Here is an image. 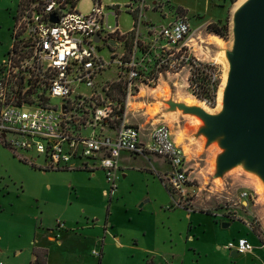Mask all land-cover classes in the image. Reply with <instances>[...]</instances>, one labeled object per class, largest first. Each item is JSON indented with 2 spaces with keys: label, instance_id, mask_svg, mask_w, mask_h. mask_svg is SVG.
Returning <instances> with one entry per match:
<instances>
[{
  "label": "rangeland",
  "instance_id": "rangeland-1",
  "mask_svg": "<svg viewBox=\"0 0 264 264\" xmlns=\"http://www.w3.org/2000/svg\"><path fill=\"white\" fill-rule=\"evenodd\" d=\"M239 1L225 0L224 7L227 10L225 18H229L228 37L223 39L226 43V50L231 48L232 43L235 42L233 10ZM24 2L25 0H20V8ZM60 2L64 6V3H70L65 7L67 10L72 9V6L76 4L77 11L82 15H87L91 13L95 0H65V2L60 0ZM100 2L104 7H121L119 27L122 32H128L134 27V17L124 7L130 0H100ZM172 2L176 8L179 6L185 8L190 18L192 41L188 42L189 46L183 47V52L186 53L185 58L170 57L169 54L149 51L151 45H155V49H160L163 43L161 41L155 43L151 40L153 39V31H155L152 29L153 23L144 20L142 22L145 26L141 29L144 36L139 38L140 52H135L134 49L132 53L128 51L125 43L127 39L131 40L128 35L124 38L125 42L117 37L109 40V47H104L103 44L99 45L101 47L99 55L106 63H110L112 55L124 63L129 60H135L138 63L136 69L141 78L136 81L135 95L142 89L141 101L145 103L142 108H145L147 115L151 118V123H154L153 125L149 124L150 127L153 128L163 123L167 124L172 130L176 143L183 147L187 155L192 170L191 178L195 179V182L187 187V193L190 197L185 202L189 204L187 205L188 209L214 216L216 222L219 223V226H216L210 217L195 215V221H203L202 227L205 229V235L210 244L208 248L211 249V239L216 237L215 242L222 250L220 253L228 257L224 264H262L260 260L253 262V258L247 255L248 253L241 254L232 262L231 254L223 248L228 244V240H225L224 237L219 238L218 233L222 232L225 233L224 235H229L237 228H240L239 230L243 233L244 227L234 224L239 222L249 228L254 235L260 236L261 239L264 238V191L260 193L257 189V177H264V175L261 170L255 167L256 164H250L248 160L223 167V157L228 151L223 143L224 138L220 141L222 135H218L211 139L207 133L210 129L207 122L200 115L187 112L185 109H196L191 103L201 101L210 108L209 115L217 116L216 114L219 112L218 97L226 70L222 54L226 50L216 41L218 36L209 35L208 26L203 25V22H208L209 18L215 16L218 9L213 3L206 4L205 0H179V3L172 0ZM174 6L168 5L170 14L172 13L177 18H187L186 12L181 9L177 10ZM163 10L157 7L155 12L160 14L152 10L147 12L148 18L155 23L156 27L167 25L170 21V15L168 13L164 15ZM197 14L204 20L197 18ZM110 23L114 25L115 19L113 17H110ZM14 26L15 22L13 21L10 27L11 32ZM4 33L0 32V44L9 49L12 45L11 35ZM120 35L122 34H119V37ZM110 50L114 54H111ZM198 64L206 65L204 71L200 70L201 67ZM126 70L124 67L119 69L116 65H109L96 78L100 87L105 82L110 81L109 97L118 114L123 113L126 109ZM162 76L166 79H160ZM196 95L204 99L201 100ZM60 102V100L52 101L54 105L60 104ZM42 159L37 161V166L32 165L24 160L21 155L14 153L0 142V205L5 208L0 214V224H2V231L8 235L2 244L6 246V243L10 244L9 250L4 249L0 254V261L3 264H25L28 260V250L33 245L34 239L32 218L34 215L36 217L37 206L41 210L43 205L44 220H47L49 224L58 220L60 226L63 224L61 221L65 220L81 223L87 221L86 218L92 219L93 216L96 219L102 217L104 219L105 217L108 200L112 197L109 198L104 194V190L109 189V184L103 172L98 171L95 176L80 170L43 173L39 168L43 164ZM151 159L162 173L170 172V166L165 159L160 157ZM135 164L136 166L149 165L143 157ZM141 172L146 175V172ZM155 172L157 171H154L153 174ZM139 173L135 176L134 187L130 181L127 183V187H133L131 189L132 196H136L139 204L133 203L129 207V213L122 210L118 215L122 221L137 226L147 222L148 225L152 226L153 231V224L158 220V207L154 201H150L148 209L140 214L138 212L140 205L144 200H151L150 196L164 199L168 195H166L167 192H165L162 184L148 182ZM50 190L51 192H49ZM168 191L170 192L169 189ZM244 193H248V197L244 198L242 196ZM140 197L145 199L140 201ZM223 223H232V226L228 230L223 229ZM61 234L67 239L64 240L63 238L65 245L59 251L65 252L66 255L63 259L56 258V264H77V261L79 264H100L98 257L93 254V250L98 245L97 240H95L96 235L84 237L75 229L67 232L62 231ZM126 234L123 235L124 244L128 246L125 249L116 248V242L110 240V235L106 237L101 264H143L142 248L148 247V242H143L139 235H130L129 230H126ZM135 238L139 240L137 247H134L132 241ZM209 249L208 253H211ZM13 250H24V252L21 257L14 258ZM190 253L192 257L188 258L184 264H223L222 261L214 260V257L197 258V256H193L192 252Z\"/></svg>",
  "mask_w": 264,
  "mask_h": 264
},
{
  "label": "built area",
  "instance_id": "built-area-1",
  "mask_svg": "<svg viewBox=\"0 0 264 264\" xmlns=\"http://www.w3.org/2000/svg\"><path fill=\"white\" fill-rule=\"evenodd\" d=\"M152 1L153 12L157 7L167 9L163 14L171 18L161 27L152 24L155 31L151 40L163 45L160 49L151 45L149 51L185 58L183 47L192 41L189 20L169 13L171 0ZM64 4L60 0H25L21 8L19 5L13 43L0 64V142L16 154H30L31 158H22L32 165L37 166L43 158L39 167L43 172L103 171L109 184L105 195L109 198L116 191V174L121 171L124 153L163 158L170 172L161 180L175 204L188 209L187 187L195 179L191 178L189 161L171 128L164 123L157 125L146 137L138 126L127 122L126 109L135 96L136 81L141 78L138 63H124L115 55L106 63L99 55V45L108 46L109 40L117 37L125 42L124 37L133 31L137 37L132 50L141 51L139 38L144 35L139 27L145 0H130L125 5L127 12L138 18L137 27L134 21L132 31L126 34L119 29L118 6L104 7L95 0L91 13L82 15L77 11V1L69 10L65 7L70 3ZM52 15L58 17V23L50 22ZM110 17L115 19L114 25ZM109 65L127 69L126 109L121 114L110 101V81L101 87L96 82ZM53 100L61 102L54 105ZM110 130L112 134L107 132ZM242 196L248 197V193ZM242 241L244 251L240 250ZM223 248L238 254L254 250L247 240L230 242ZM93 254L101 257L98 251Z\"/></svg>",
  "mask_w": 264,
  "mask_h": 264
},
{
  "label": "crops",
  "instance_id": "crops-1",
  "mask_svg": "<svg viewBox=\"0 0 264 264\" xmlns=\"http://www.w3.org/2000/svg\"><path fill=\"white\" fill-rule=\"evenodd\" d=\"M174 1L179 3V0H174ZM205 3L206 4L213 3L214 6L218 9V11L215 14V16L208 19V22L205 23L203 22L204 26H208L209 24L217 22L219 20L224 21L227 13L226 8L224 7L225 0H205ZM19 5H20V0H0V32L3 33L6 32L7 35L10 34L11 32L10 27L12 22L13 21L15 22V15L18 11ZM171 5L174 6L172 0H171ZM145 6L147 8L145 7V9L143 10V16H144L143 20L152 22L155 25V23L152 20H150V18H148L147 16V12H149L153 7V1L145 0ZM118 7L122 12L121 7L120 6ZM176 9L177 10L181 9L182 11L187 13V10H185V8H183L182 6H179V8ZM196 16L197 18H202L204 20V18L199 16V14H197ZM187 19L190 22L188 13H187ZM143 26L145 25L143 24V22H141L139 27L140 34ZM132 29L130 31H132ZM120 32L122 34L128 33V32H122L121 30ZM10 35L13 43L12 32ZM9 49H6V46L0 44V64L2 63ZM160 79H166V78L162 76ZM141 93H142V89H140L133 97L134 100L130 101L126 109V119L128 123L138 126L141 129L142 133L146 137H148L155 127L151 128L149 125V124L153 125L154 123H151V118L147 115L145 108L144 107L142 108V106H145V103L141 101L142 98ZM107 132L112 134L111 130ZM19 155H21V157L23 156L26 158H31L30 154L21 153ZM142 157L147 161V164L149 165L136 166L135 163L138 160H140V158ZM151 158H158V157L156 156L135 157L128 153H124L121 156V160H120L121 171H119L116 174L117 176L116 191L113 197L108 200L109 203L106 206L104 219L103 217L96 219L93 216L92 219L86 218L87 221H83L81 223L78 221L73 222L72 220H67L68 222L66 220L65 221L60 220L63 223L62 226H60L57 220L53 224H49L47 220L43 219V215L45 214L43 205L41 206V210L40 207L37 206L36 208L38 211L35 213L36 217L34 215L32 218L33 227H34L33 245L31 246L32 249L30 247L28 250V260L26 261L25 264H56L55 261L56 258L63 259L66 253L59 250L64 247L65 245L64 240H66L67 238L64 237L63 234H61V232L62 231L67 232L73 229H75L76 231L78 230V232H80V235H84V237L88 235L97 236L95 240H97L96 242H98V245L96 246L97 248L94 249L93 251H98L101 254V257H98L100 264L103 261L104 247L106 246V240H107L106 237L108 235H110V240L116 242L115 245L116 248L119 249L128 248V246L124 244V238H123V235H127L126 230H129L130 235H139V237L142 239L143 242H148L149 246L146 248H142L143 264H168V263L184 264V262L187 261L188 258L192 257L190 255L191 254L190 252H192L193 256H197V258L214 257L213 258L214 260L217 259V262L222 261L224 264L225 261L228 260V257L220 253L222 250L220 249V246L217 245L215 242L217 238L213 237L211 239V249H209L208 246H210V244L208 242V239L206 238L205 229L204 227H202L203 221L194 220L196 214L203 216L206 215L213 220V223H215L216 226H219L218 225L219 223L216 222L215 217L207 214H202L194 210H189L187 208L178 207L175 204L174 198H172V195L168 191L166 185L161 180V177H163V175L167 172L162 173L160 169H158L153 164ZM141 171L146 172V175ZM154 171L157 172L153 174ZM97 172L98 171H96L95 173H91L92 176H95ZM137 172L138 173L140 172L139 174L143 176L148 182L149 181H151L152 183L159 182L160 184H162V186L165 188V192H167V194L166 193L165 194L168 195V197H165L164 199L156 198V196L155 197L150 196L151 200H144L145 199L144 197L142 198L140 197L141 199L140 201L144 200V202L140 205V210L137 209L138 212H140V214H142L143 212H145L146 209H148V205H149L148 203H150V201H154L157 205L156 207H158V215H157L158 220L156 221L155 224H153V231H152V226L148 225L149 223L147 222L137 226L134 225L133 223L122 221L118 215V213L122 210H125L126 213H129V207H131L133 203L136 202L137 204H139V201L136 199V196H132V191H131V189H133L135 185L133 182L136 179L135 176L136 174H138ZM105 179H106V175H105ZM129 181L130 184L133 186L131 188L127 187V183ZM49 192H51V190ZM105 192L106 189L104 190V194ZM137 197L139 198V196ZM10 207L12 208V206ZM118 208L119 209L121 208V210H119ZM4 210H5L4 206L0 205V214L1 211ZM232 223L230 224V227L232 226ZM234 224L239 225V227H244V232L241 233V230H239L240 228H237L233 232L229 233V235H224L225 233L219 232L218 237L219 238L224 237L225 240H228V243L238 242L239 240H247L254 247L253 252L248 253L247 255H250L253 258L252 260L253 262H257L260 260L261 263L264 264V248H261V245L264 243V238L261 239L260 236L254 235L249 230V228H247L245 225L239 222H235ZM1 226L2 224H0V254L4 251V249L8 251L9 250L8 246H10L9 243H6L7 246L2 244L4 239L8 238V235H6L5 231H2ZM230 227L226 229L228 230L230 229ZM132 241L133 244L135 245L134 247H137L139 240L135 238ZM208 249L209 251H211V253H208ZM226 251L231 254L230 258L232 259V262H234L235 259L241 256V254H239L238 256L233 257L232 255L233 252H230L228 250ZM13 252L15 254L14 258H19L22 256L24 250H17V251L13 250ZM209 254L210 256H208ZM0 264L3 263L0 261ZM77 264H79L78 261ZM229 264H233V263H229Z\"/></svg>",
  "mask_w": 264,
  "mask_h": 264
},
{
  "label": "water",
  "instance_id": "water-1",
  "mask_svg": "<svg viewBox=\"0 0 264 264\" xmlns=\"http://www.w3.org/2000/svg\"><path fill=\"white\" fill-rule=\"evenodd\" d=\"M50 22L58 23V17L52 15ZM234 30L233 65L224 112L213 116L199 109H185L207 122L211 139L224 136L228 151L223 167L248 160L260 164L264 175V0H249L238 13ZM229 227L230 223L222 224V228Z\"/></svg>",
  "mask_w": 264,
  "mask_h": 264
},
{
  "label": "bare ground",
  "instance_id": "bare-ground-1",
  "mask_svg": "<svg viewBox=\"0 0 264 264\" xmlns=\"http://www.w3.org/2000/svg\"><path fill=\"white\" fill-rule=\"evenodd\" d=\"M249 0H240L239 2H237L234 6V10H233V23L235 22V19L238 15V13L240 12V10L244 7V5L248 2ZM233 34H234V37H235V30H234V26H233ZM235 40V38H234ZM216 41L221 45V47H223L225 50H226V43L224 42V40L222 38H217L216 37ZM228 45V44H227ZM231 45V43H230ZM235 45V42L234 44L232 43V46L231 48H228L226 51H224V54H222L224 56V63H225V66H226V70H225V74H224V80L222 82V87L219 91V106H218V110L219 112L216 114V115H221L224 110H225V104H226V97H227V87H228V84H229V80H230V75H231V72H232V59H231V51L233 49ZM230 47V46H229ZM222 61V62H223ZM192 102V101H191ZM195 103V104H194ZM191 105L193 107H195L196 109H199L207 114H210V108L204 103V102H192ZM223 136H221V138L219 139L220 141L223 140ZM183 140V139H182ZM181 140V141H182ZM244 161V160H242ZM259 170H260V164H256V166ZM258 178V184H257V189L260 193H262V191H264V177H257ZM257 183V182H256Z\"/></svg>",
  "mask_w": 264,
  "mask_h": 264
},
{
  "label": "trees",
  "instance_id": "trees-1",
  "mask_svg": "<svg viewBox=\"0 0 264 264\" xmlns=\"http://www.w3.org/2000/svg\"><path fill=\"white\" fill-rule=\"evenodd\" d=\"M134 21H135V27H137L138 25V18L137 16H134ZM207 31L210 33V34H214L222 39H227L228 37V33H229V18L226 17L224 21L222 20H219L217 22H214V23H211L208 25L207 27ZM134 31L133 32H130L129 33V36L131 37V40H126V48L128 49V51H132V48H133V42H134V39H135V36H134ZM127 37V36H125ZM124 37V38H125ZM200 68V70H203L204 71V68L206 67V65H203V64H198ZM199 99H204L202 97H200L199 95H196ZM122 112H123V109H122Z\"/></svg>",
  "mask_w": 264,
  "mask_h": 264
},
{
  "label": "clouds",
  "instance_id": "clouds-1",
  "mask_svg": "<svg viewBox=\"0 0 264 264\" xmlns=\"http://www.w3.org/2000/svg\"><path fill=\"white\" fill-rule=\"evenodd\" d=\"M105 163H107V162H105ZM243 243H244V242L242 241V242H241V249H240L241 251H244ZM249 248H250V246H249Z\"/></svg>",
  "mask_w": 264,
  "mask_h": 264
}]
</instances>
